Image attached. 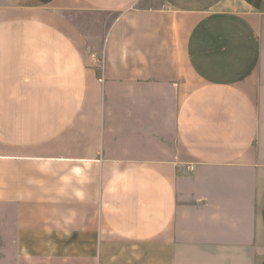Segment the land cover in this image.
<instances>
[{
    "label": "crops",
    "instance_id": "crops-1",
    "mask_svg": "<svg viewBox=\"0 0 264 264\" xmlns=\"http://www.w3.org/2000/svg\"><path fill=\"white\" fill-rule=\"evenodd\" d=\"M0 264H264V0H0Z\"/></svg>",
    "mask_w": 264,
    "mask_h": 264
},
{
    "label": "rangeland",
    "instance_id": "rangeland-1",
    "mask_svg": "<svg viewBox=\"0 0 264 264\" xmlns=\"http://www.w3.org/2000/svg\"><path fill=\"white\" fill-rule=\"evenodd\" d=\"M114 15H103L95 12H80L74 15L73 22L76 23L83 31H104L116 18ZM258 263V262H257Z\"/></svg>",
    "mask_w": 264,
    "mask_h": 264
},
{
    "label": "built area",
    "instance_id": "built-area-1",
    "mask_svg": "<svg viewBox=\"0 0 264 264\" xmlns=\"http://www.w3.org/2000/svg\"><path fill=\"white\" fill-rule=\"evenodd\" d=\"M94 57H96V56H94ZM96 59H97L98 61H99V60H101V59H100V58H98V57H97ZM190 169H191V170H194V168H193V167H191Z\"/></svg>",
    "mask_w": 264,
    "mask_h": 264
}]
</instances>
